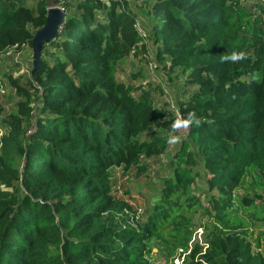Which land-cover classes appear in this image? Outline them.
<instances>
[{"label": "trees", "instance_id": "16d2710c", "mask_svg": "<svg viewBox=\"0 0 264 264\" xmlns=\"http://www.w3.org/2000/svg\"><path fill=\"white\" fill-rule=\"evenodd\" d=\"M54 1L64 19L37 68L7 78L18 100L0 122V264H152L153 249L171 263L192 240L177 217L199 169L218 195L214 223L183 264H264L228 219L245 175L264 171V2L141 0L134 12L129 0ZM49 2L0 0V54L32 47ZM233 49L247 59L221 62ZM147 52L181 81L175 114L150 84L118 79ZM192 110L199 126L171 156L158 204L138 214L113 196L112 171L146 175Z\"/></svg>", "mask_w": 264, "mask_h": 264}, {"label": "rangeland", "instance_id": "374dc122", "mask_svg": "<svg viewBox=\"0 0 264 264\" xmlns=\"http://www.w3.org/2000/svg\"><path fill=\"white\" fill-rule=\"evenodd\" d=\"M131 1V9L137 12V7L141 5V0ZM250 5V3H247ZM49 10L52 12L62 11L60 6L54 0L49 2ZM140 19V18H139ZM38 49L34 47H25L17 50L11 49L9 52L0 54V81L5 84L6 94L0 95V122L5 121L7 116L14 111L11 106H15L18 100L13 91L9 88L7 78L8 76L16 79L20 76H30L37 66ZM150 52L140 55L138 57L131 54L119 66L118 79L120 81L133 83L135 86H142L147 89L150 84L151 89H156V94L159 99V107L176 113L177 110L174 102L179 101L180 91L179 85L174 75L170 76L158 66L156 68L152 61V54ZM146 58V59H143ZM138 74L135 79L132 75ZM170 77V78H169ZM166 91V96L162 95ZM1 124V123H0ZM35 129L32 128L27 132V136ZM177 131L184 140L187 129L172 130L169 135ZM180 146L178 144H169L167 152L160 158H153L147 161L149 170L146 175L137 177L134 173H123L120 170L112 171L111 181L113 182L112 194L115 198L126 200L131 206L137 209L139 214L141 210H148L154 205L158 204V189L160 183L164 181L167 176L166 167H168L169 160ZM199 177L195 179L193 185L189 187L185 194L180 199L179 216L177 222L185 220L189 224V231H192V240L204 244V236L206 231L203 226H211L214 223L215 213L211 204V199L218 198L214 192H209L202 182V170L195 171ZM246 198L254 202L251 206H245L242 200ZM261 198V199H258ZM192 204V207L189 205ZM233 212L229 215V224L237 227L239 232L244 235L247 241L251 244L254 253L264 251V171L259 169H250L243 178L239 187L233 194ZM145 216V215H144ZM195 242V241H194ZM179 253V252H177ZM163 256V255H162ZM152 264H169L161 257L157 250L153 249L151 253Z\"/></svg>", "mask_w": 264, "mask_h": 264}, {"label": "clouds", "instance_id": "9594fccd", "mask_svg": "<svg viewBox=\"0 0 264 264\" xmlns=\"http://www.w3.org/2000/svg\"><path fill=\"white\" fill-rule=\"evenodd\" d=\"M221 62H227L230 64H237L247 59L244 51L233 49L231 52L221 56ZM255 78V77H254ZM200 120L195 110L189 111L186 115L177 118L172 127L174 130L187 129L193 125L199 126ZM182 137L177 134V131H173L167 138V143L178 144L181 143Z\"/></svg>", "mask_w": 264, "mask_h": 264}, {"label": "water", "instance_id": "95a60500", "mask_svg": "<svg viewBox=\"0 0 264 264\" xmlns=\"http://www.w3.org/2000/svg\"><path fill=\"white\" fill-rule=\"evenodd\" d=\"M64 15H65V12L63 10L56 11V12H52L49 10L45 26L36 35V37L33 39V42H32V46L34 47V49L39 50L38 58H40V52L42 50V46L45 43L52 40L54 36L57 34L63 22ZM38 63H39V59L37 61V66H38ZM37 66L34 68V70L37 68Z\"/></svg>", "mask_w": 264, "mask_h": 264}, {"label": "built area", "instance_id": "2783aa9c", "mask_svg": "<svg viewBox=\"0 0 264 264\" xmlns=\"http://www.w3.org/2000/svg\"><path fill=\"white\" fill-rule=\"evenodd\" d=\"M255 2H264V0H247L246 3H255ZM60 29V28H59ZM6 89H5V86L4 84L0 81V95L2 94H6ZM162 95H167L166 94V91L163 89V94ZM196 237V236H195ZM191 240L188 244V247H189V250L184 253L183 251H179V253L176 255V257L171 261V263L169 264H183L184 260H185V256L189 254L190 252V249H191V246L192 244L194 243V241H196V239ZM201 242V240H199Z\"/></svg>", "mask_w": 264, "mask_h": 264}]
</instances>
